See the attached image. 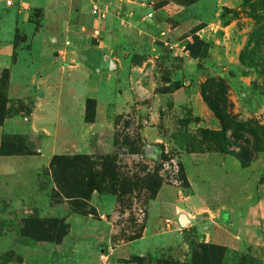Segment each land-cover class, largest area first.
<instances>
[{
  "label": "rangeland",
  "instance_id": "obj_1",
  "mask_svg": "<svg viewBox=\"0 0 264 264\" xmlns=\"http://www.w3.org/2000/svg\"><path fill=\"white\" fill-rule=\"evenodd\" d=\"M6 1L0 0V28L14 18L17 26L12 41V69L8 62L0 71V158L37 153L38 139L32 138L29 131L33 100L28 91L42 72L31 59L44 51L51 58V68L64 67L63 55L71 44L68 38L62 40L66 31L63 27L84 25L78 17L89 18L92 5L98 0H76L73 4L68 2L70 0L65 3L60 0H12L14 5L10 8L4 7ZM84 1L87 8L81 10ZM150 3L149 0L147 4ZM164 6L170 9L158 12ZM75 7L80 8L76 13ZM152 8L163 26L154 30L156 38L152 51L157 57L152 61L145 60L146 70L152 66L155 70L145 75L143 82L154 90L151 97L141 101L142 108L136 110L134 104L128 102L126 112H111L108 121L116 124L115 136L120 143L125 137L133 141L152 122L149 117L155 111L161 115L159 127L166 142L145 147L141 141L140 145H135L139 149L138 155L129 154V148L120 144L114 153H118L121 174L129 180L134 176L145 179L157 175L164 181L163 185L178 186L188 194L189 187L185 189L183 181L175 179L177 175L186 179L183 161L188 155L232 152L239 162V156L256 157L249 163L251 169H233L227 162L225 168L220 167L219 184L213 183L210 188L199 179L203 173L189 163L192 179L203 198L225 204L240 202L237 213L244 219L250 209H254L256 201L264 197V0H156ZM116 9L120 11L118 7ZM109 15L110 11L107 17ZM90 22L94 24L92 20ZM93 39L92 46L101 40L100 37ZM89 54L96 53L90 49ZM148 57L151 56L147 54ZM103 62L105 67L110 64L107 60ZM10 69L17 76V82L13 84ZM192 86L210 109L209 115L199 106L189 107L188 104L175 109L169 99L153 110L157 98L175 89L186 92ZM131 87L127 85L117 94L124 92L127 98ZM116 99L110 101L111 108L120 103ZM209 101L224 113L225 132ZM96 104L95 99L87 100L85 120L88 117L94 121ZM221 156L216 154L207 160L219 162L223 160ZM49 158L44 149L41 156H24L23 160L30 162L29 168H35L46 166ZM230 176H233L232 180ZM107 188L94 192L86 202V209L93 210V215H80L72 211L67 200L53 201L52 192L45 197L49 190L45 182L34 180L23 188L0 177V264H186L199 245H211L193 241L185 262L170 258L152 260L143 256L126 258L123 251L114 252L143 236L149 210L158 194L154 200H149L148 192L139 189L118 204L116 195ZM82 206L80 203L77 208ZM54 219L62 220L68 227V234L61 242L27 235V232H33L27 227L32 220ZM162 219L166 220L165 217ZM171 222L167 219L166 225ZM54 234L51 231L44 236L50 238ZM262 250L263 255L255 257L251 253L221 248V257L216 263L264 264V246Z\"/></svg>",
  "mask_w": 264,
  "mask_h": 264
},
{
  "label": "crops",
  "instance_id": "obj_2",
  "mask_svg": "<svg viewBox=\"0 0 264 264\" xmlns=\"http://www.w3.org/2000/svg\"><path fill=\"white\" fill-rule=\"evenodd\" d=\"M66 1L60 0L61 3ZM148 1L98 0L96 4L101 7L107 6L110 11V15L105 20L95 18L91 8L89 18H83L81 15L77 19L84 25L79 23L70 27L64 25L63 29L66 31L64 30L62 40L68 38L71 44L68 50L65 49L63 55L66 62L64 67L51 68L49 66L51 58L48 54H44L47 53L44 51L31 59L42 72L38 78L34 79L28 91L33 100L29 131L32 138L38 139V150L33 154L2 156L0 158L1 178L8 179L16 187L23 188L34 180L45 182L49 187L45 195L48 197L49 192L51 193L55 188L48 172L49 164L55 155H111L114 153L116 124L108 121L109 114L126 112L128 102L134 104L136 110H139L142 108L141 101L145 97H151L154 90L152 87H146L143 82L145 75L152 74L155 70L154 66L146 70L145 60L152 61L157 57L152 51L154 37L156 38L154 30L160 29L163 24L156 18L157 12L152 8L156 0H150V4H147ZM68 2L73 4L76 0ZM13 5L14 2L11 6L4 3L6 8ZM86 8L84 1L81 10ZM78 9L80 8H74L75 13ZM169 9L170 7L164 6L158 12ZM151 13L153 16L148 17ZM90 19L94 24L90 22ZM16 26L17 20L14 18L8 25L2 26L3 30L0 28L2 30L0 31V71L8 62V66L12 69V41ZM157 34L160 33L157 32ZM98 37L101 40L92 46L93 38ZM41 40L44 44V40ZM90 49H93L96 54H89ZM148 49H150L149 53ZM147 54L151 57L147 58ZM103 60L110 61V64L105 67ZM99 62L103 63L96 66ZM140 62H142L141 65ZM11 69L10 79L13 84L17 82V76H14ZM125 77L129 79L126 80ZM127 85H132L127 98L124 92L117 94L119 89H125ZM116 95H118L117 99ZM91 98L97 100V104L95 119L89 123L85 120V115L87 100ZM115 99L117 103H120L111 108L110 101ZM168 99L173 102L175 109L179 105L188 104L189 107L199 106L203 111L206 110L208 115L211 113L194 86L186 92L183 89H175L162 95L157 98L153 110ZM149 118L152 122L141 130V141L145 143V147L163 144L166 138L159 127L161 115L154 111ZM44 149L50 157L49 163L46 166L29 168L30 162H24L23 157L41 156ZM216 154L222 155L223 160L219 162L207 160L208 157ZM226 157L232 158L227 160ZM183 162L190 192L187 194L178 186L163 185L153 207L149 210L143 236L127 242L121 250L115 249L114 252L123 251L126 258L143 256L152 260L170 258L185 262L188 259L190 244L196 241L222 246L229 251L251 253L255 257L263 255L264 197L256 201L254 209L251 208L243 219L237 213L240 202L231 201L225 204L218 200L210 201L203 198L199 186L192 179L189 163L203 173L199 179L205 185L208 184V188L213 183L219 184L222 173L220 167L225 168L227 162L233 169H251L252 167L243 168L236 157L217 152L194 153L188 155ZM25 164L27 165L24 166ZM230 178L232 180L233 176ZM260 179L258 173L257 184ZM252 211L253 215H250ZM162 217L166 220L170 218L171 224L167 226L166 220L163 221Z\"/></svg>",
  "mask_w": 264,
  "mask_h": 264
},
{
  "label": "trees",
  "instance_id": "obj_3",
  "mask_svg": "<svg viewBox=\"0 0 264 264\" xmlns=\"http://www.w3.org/2000/svg\"><path fill=\"white\" fill-rule=\"evenodd\" d=\"M209 106L217 113L218 118L223 124V132H225L224 113L221 112L222 110L217 105L212 104L210 101ZM86 121L89 123L93 122L88 119V117H86ZM140 143V134H138L133 141H131L130 138L125 137L122 143L119 142V139L116 136L114 137L115 148H118L120 144H122L128 147L129 154L133 155L139 154V149L135 145H140ZM227 154L237 157V155L232 152H227ZM118 157L117 152L112 155L102 156L85 154L55 155L48 167V171L55 185L51 195L52 200L57 201L56 199L60 198L67 200L68 205H71L72 211L80 215H93V210L86 209V202L90 200L94 192L104 191L108 189L107 186L112 193L116 195L118 204L124 202V197L133 194V192L139 189L146 190L149 194L148 199L154 200L164 184V181L159 179L157 175L146 177L145 179H140L134 176L129 180L121 174L118 165ZM238 158H240L243 167H248L249 163L256 157L251 158L244 155L243 157L239 156ZM178 176L179 175H177L175 179L177 180V178H180V180L183 181V187L185 189L188 188L189 183L187 177L185 179ZM262 181H264V179ZM80 203L83 204V206L77 208V205ZM27 227L33 229L32 233L27 232V235L31 238L45 239L54 243L61 242L68 234L67 225L62 220L58 219L49 221L32 220ZM51 231L55 233L52 237L48 238L44 236L45 233ZM221 248L226 249L225 247L214 244L199 245L198 249L193 252L191 261L186 264H217L216 261L221 257V254L219 253Z\"/></svg>",
  "mask_w": 264,
  "mask_h": 264
},
{
  "label": "built area",
  "instance_id": "obj_4",
  "mask_svg": "<svg viewBox=\"0 0 264 264\" xmlns=\"http://www.w3.org/2000/svg\"><path fill=\"white\" fill-rule=\"evenodd\" d=\"M13 4V1L12 0H7L6 1V5L7 6H11ZM109 14V9L107 6H104V7H101V5L99 4H94L93 7H92V15L99 19V20H105L107 15ZM153 14H148V17H152ZM97 33V32H96ZM164 35V33H162ZM177 172V170H176ZM175 172V173H176ZM169 223V221H167Z\"/></svg>",
  "mask_w": 264,
  "mask_h": 264
}]
</instances>
